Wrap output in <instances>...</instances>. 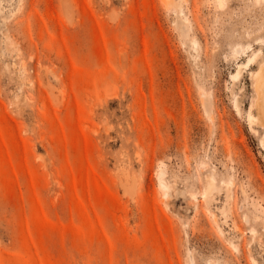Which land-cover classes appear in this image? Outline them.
<instances>
[{"label": "rangeland", "instance_id": "obj_1", "mask_svg": "<svg viewBox=\"0 0 264 264\" xmlns=\"http://www.w3.org/2000/svg\"><path fill=\"white\" fill-rule=\"evenodd\" d=\"M165 2L0 0V264H264V0Z\"/></svg>", "mask_w": 264, "mask_h": 264}, {"label": "bare ground", "instance_id": "obj_2", "mask_svg": "<svg viewBox=\"0 0 264 264\" xmlns=\"http://www.w3.org/2000/svg\"><path fill=\"white\" fill-rule=\"evenodd\" d=\"M166 2H175L176 0H164ZM221 2V6L223 5L222 1L223 0H219ZM165 2V3H166ZM176 3V2H175ZM168 5V3H166ZM180 4V3H179ZM170 5V4H169ZM177 5V4H176ZM187 20V19H186ZM183 26V25H182ZM188 27L189 30V23H187L186 25ZM186 33V32H185ZM195 42V41H194ZM255 57L250 58V60L245 63V65H250V63L252 61H254ZM244 65L241 64L239 66V69L237 70V72H235L233 75L234 77L239 78L238 76L241 75L242 69H243ZM246 67V66H245ZM243 74V72H242ZM253 78H254V88H255V99L251 104V109L249 111V120L251 122V124L254 126H257L258 128L263 129V133H264V63L253 73ZM239 107V106H238ZM240 109V108H239ZM263 144H264V140H263ZM165 171H162V174ZM165 174V173H164ZM215 177H211L208 181V188H207V198L209 197L208 195L213 191V189H215L216 187V183H215ZM163 184V185H162ZM162 187L165 188L166 187V191H165V195L169 196V194L171 192H169V187L167 184H165V182L161 183ZM223 210V209H222ZM224 212V211H223ZM226 212V211H225ZM227 213V212H226ZM225 214V213H224ZM214 217H217V214H213ZM227 215V214H226Z\"/></svg>", "mask_w": 264, "mask_h": 264}]
</instances>
